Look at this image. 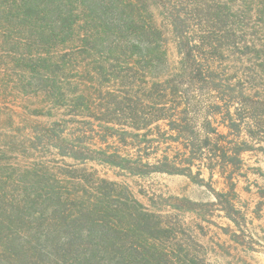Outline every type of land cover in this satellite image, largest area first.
<instances>
[{"label":"trees","instance_id":"16d2710c","mask_svg":"<svg viewBox=\"0 0 264 264\" xmlns=\"http://www.w3.org/2000/svg\"><path fill=\"white\" fill-rule=\"evenodd\" d=\"M0 125V264H200L126 185L75 165L199 186L205 171L237 225L242 156L264 144V0H0ZM15 147L53 161L10 162Z\"/></svg>","mask_w":264,"mask_h":264},{"label":"rangeland","instance_id":"374dc122","mask_svg":"<svg viewBox=\"0 0 264 264\" xmlns=\"http://www.w3.org/2000/svg\"><path fill=\"white\" fill-rule=\"evenodd\" d=\"M154 12L165 31L169 70L175 71L180 60L176 49L177 41L171 31L169 20L162 14V9H154ZM228 44L230 42H226L225 46ZM235 60V56L226 53L223 58L216 61L215 66L220 68V74L226 71L225 79L235 76L233 71ZM36 104L37 101L33 99L29 101L28 106L33 110ZM16 110L19 113L26 112L22 109ZM7 114L4 112V135L12 137L15 125H8ZM31 120L44 122L38 118ZM18 122L22 124L20 120ZM2 128L0 125V129ZM22 132L16 133L18 139L24 135L25 131ZM5 141L8 142L9 139L4 138L0 145H3V142L5 144ZM251 146L252 151L242 156L244 166L240 171V177H236L238 199L235 210L240 214L234 212L232 215L237 225L213 205L216 204V199L207 188L210 182L205 171L202 173L205 185L199 186L185 176L153 174L148 177H134L118 169L97 164L75 165V168H85L87 172L96 173L100 178L126 185L134 198L149 211L162 216L166 223L176 227L183 238L185 248L200 252V257L204 260L200 264H264V151L261 150L264 149V144ZM32 153L30 150L15 147L8 154V159L10 162L17 161L15 163L22 164H31L41 158L53 161L52 155L38 153L32 156ZM61 162L72 165L70 161L59 160L60 165H63ZM212 189L215 192L224 189L217 177H214ZM188 238L199 247L191 244Z\"/></svg>","mask_w":264,"mask_h":264}]
</instances>
